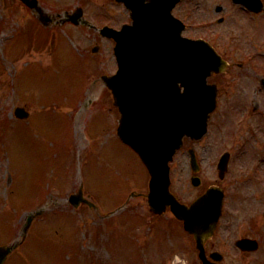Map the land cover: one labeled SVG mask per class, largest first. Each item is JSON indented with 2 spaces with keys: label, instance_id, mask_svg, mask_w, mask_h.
<instances>
[{
  "label": "rangeland",
  "instance_id": "obj_1",
  "mask_svg": "<svg viewBox=\"0 0 264 264\" xmlns=\"http://www.w3.org/2000/svg\"><path fill=\"white\" fill-rule=\"evenodd\" d=\"M39 1L53 16L80 3L85 17L98 27L111 23L117 28L127 19L113 0ZM217 6L223 8L220 13ZM174 14L188 24L187 36L209 40L235 66L226 82L225 76L222 78L225 85L206 136L198 142L186 140L174 156L171 189L188 202L208 184L220 183L215 162L223 150L233 147V169L223 182L228 189L226 212L230 221L236 219L235 223L242 222L240 228H245L233 232V227L225 230L221 226L214 241L225 250V235L230 234L232 243L249 231L247 222L254 220L252 228L261 230L256 231L262 243L259 254L239 259L227 255L232 264H262L264 92L258 90L260 83L254 75L264 77V12L249 13L231 0H183ZM219 15H224V20L216 23ZM35 17L36 12L18 0H0V244L18 237L29 213L40 211L24 242L5 264H199L182 229L171 219H160L148 211L143 195L147 191L144 166L112 130H107L112 117L118 118L116 108L98 111L85 129L98 102L109 106V91L96 86L92 92L97 100L84 106L83 114L75 115L79 105L75 108L72 102L81 89V99L85 91L86 96L90 92V75L97 77L115 67L113 43L99 37L93 28L83 26L81 34L75 31L73 35L76 28L66 21H52L45 27ZM67 35L83 50L95 41L99 44L100 54L84 60L86 69L77 89L72 87L77 74L67 54L72 52ZM248 53L255 57L248 60L244 57ZM97 61L101 62L100 72ZM53 103L68 106L54 110ZM16 106L30 111L29 118L17 120L13 115ZM253 106L256 110L252 113ZM80 116H84L81 124L77 123ZM190 147L203 158L199 188L189 184ZM247 168H254L250 182ZM81 185L94 207L69 204V196ZM131 192L134 194L129 196ZM253 211L258 216L253 217Z\"/></svg>",
  "mask_w": 264,
  "mask_h": 264
},
{
  "label": "water",
  "instance_id": "obj_2",
  "mask_svg": "<svg viewBox=\"0 0 264 264\" xmlns=\"http://www.w3.org/2000/svg\"><path fill=\"white\" fill-rule=\"evenodd\" d=\"M36 2L32 0L29 6L36 5ZM136 26L129 41H124V36L120 37L118 33L119 39L116 41L115 49L124 47L127 52L117 51L119 75L107 79L114 103L119 105L122 112L118 134L124 143L138 152L150 173L148 193L150 210L160 214L166 205H170L173 214L183 221L184 228L193 234L203 264H212L204 257L203 244L214 233L221 214L222 194L212 189L190 206L180 204L168 191L167 164L182 145V137L191 136L192 129L200 123L199 114H194L193 108L196 106L197 111L201 113V106L199 103L193 104L192 100L202 99L203 106H206L211 101V90L214 106L215 87L207 86L205 78L211 72H220L223 63L207 44L188 45L166 40L161 36L153 42L147 41L141 31V22L139 21ZM127 29L129 26L125 30ZM130 42L136 44L128 49L125 46ZM204 50H207V56H202L201 51ZM151 58L159 61L158 70L162 69L168 73L159 83L151 82L147 78L155 67L149 63ZM178 83L185 87L180 95L177 94ZM151 98V110L161 113L159 120L136 125V131H123L122 126L127 120L136 121L137 117L146 116L144 114V108L148 105L146 99L149 103ZM15 115L22 118L26 117L27 113L23 108H16ZM192 164L195 166L193 154ZM15 247L16 243L0 246V264H3Z\"/></svg>",
  "mask_w": 264,
  "mask_h": 264
},
{
  "label": "flooded vegetation",
  "instance_id": "obj_3",
  "mask_svg": "<svg viewBox=\"0 0 264 264\" xmlns=\"http://www.w3.org/2000/svg\"><path fill=\"white\" fill-rule=\"evenodd\" d=\"M247 178L249 179L250 177H247ZM224 219H226V221H225V230H227L229 228H232V227H233V229H235V228L239 229L241 226L244 225V223H242V222L235 223L236 221L238 222V220H236V219H232V221H230L229 215L227 214V212H226V214L224 216ZM252 222H254V220H250L249 223L247 222L249 231H245L243 234L238 235L235 238H238V239L239 238H243V237L256 238L257 233L251 226ZM243 228H245V227H243ZM243 228H240V231ZM226 236H230V234L228 233V234H226ZM206 245L208 247V254H210L212 251H215L216 249L219 248L217 242H215V241L209 242ZM224 249H225V252H224L225 256H223V260H222L223 264H232V262L229 259V256L227 255V253H231L233 255V257L239 259L243 255H249V256L250 255H256V254H259V252H260L259 248H258V250L256 249V251H253V252L241 250L238 247H236L235 242H232V243L230 242V238L229 237L226 240V242L224 243ZM261 255L263 256L264 253H262ZM234 260L235 259H233V261ZM262 264H264V260H262Z\"/></svg>",
  "mask_w": 264,
  "mask_h": 264
}]
</instances>
